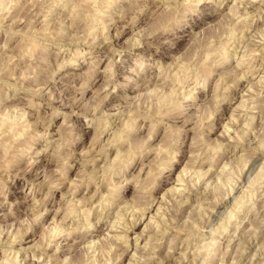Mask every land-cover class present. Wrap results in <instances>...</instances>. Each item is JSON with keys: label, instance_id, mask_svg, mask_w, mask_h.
<instances>
[{"label": "clouds", "instance_id": "obj_1", "mask_svg": "<svg viewBox=\"0 0 264 264\" xmlns=\"http://www.w3.org/2000/svg\"><path fill=\"white\" fill-rule=\"evenodd\" d=\"M0 264H264V0H0Z\"/></svg>", "mask_w": 264, "mask_h": 264}]
</instances>
